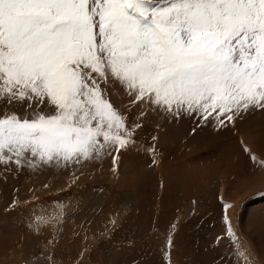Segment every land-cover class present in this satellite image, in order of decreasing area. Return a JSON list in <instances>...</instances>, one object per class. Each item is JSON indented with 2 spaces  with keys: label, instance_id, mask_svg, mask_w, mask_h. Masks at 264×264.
Segmentation results:
<instances>
[{
  "label": "snow or ice",
  "instance_id": "1",
  "mask_svg": "<svg viewBox=\"0 0 264 264\" xmlns=\"http://www.w3.org/2000/svg\"><path fill=\"white\" fill-rule=\"evenodd\" d=\"M112 80L132 103L220 126L264 109V0H0V164L111 156L115 172L140 125L110 101Z\"/></svg>",
  "mask_w": 264,
  "mask_h": 264
},
{
  "label": "rangeland",
  "instance_id": "2",
  "mask_svg": "<svg viewBox=\"0 0 264 264\" xmlns=\"http://www.w3.org/2000/svg\"><path fill=\"white\" fill-rule=\"evenodd\" d=\"M108 96L129 127L140 125L135 144L119 154L115 172L111 156L83 167L0 164V264H96L105 243L115 252L111 260H99L104 264H264V165L259 163L264 161V109L250 108L220 126L199 113L172 115L153 104L132 103L134 96L116 80ZM9 107L0 103V111ZM152 146L155 151H148ZM211 198L215 207L208 206ZM225 205L231 207L225 210ZM225 215L239 248L228 244L233 241ZM21 224L29 232L25 236L14 234L11 226ZM76 225L106 233L96 237L92 231L62 229ZM219 226L220 235L215 232ZM67 240L73 241L69 248L84 243L74 250L75 260L62 259ZM181 251L192 256L180 259Z\"/></svg>",
  "mask_w": 264,
  "mask_h": 264
},
{
  "label": "bare ground",
  "instance_id": "3",
  "mask_svg": "<svg viewBox=\"0 0 264 264\" xmlns=\"http://www.w3.org/2000/svg\"><path fill=\"white\" fill-rule=\"evenodd\" d=\"M215 131V130H214ZM158 136V135H157ZM163 137H165V136H163ZM158 138V137H157ZM161 143V142H160ZM165 144V143H164ZM132 150V149H131ZM134 157H135V155H134ZM132 160V159H131ZM130 160V161H131ZM136 161V160H135ZM132 164V163H131ZM131 166V165H130ZM134 167V166H133ZM121 168V167H120ZM135 168V167H134ZM129 169V168H128ZM141 170V169H140ZM127 171H129V170H127ZM139 172V171H138ZM133 173V172H132ZM136 173V172H135ZM134 173V174H135ZM200 175V174H199ZM90 178V177H89ZM85 179V178H84ZM88 179V178H87ZM125 179V178H124ZM34 182V181H33ZM92 183V182H91ZM190 184V183H189ZM1 185V184H0ZM120 185V184H119ZM191 185V184H190ZM28 187V186H27ZM24 189V188H23ZM42 190V189H41ZM220 191L222 190V189H219ZM168 191V190H167ZM166 191V192H167ZM186 192V193H185ZM210 192V191H209ZM183 194L185 195V196H188V190L187 189H185V191H183ZM211 195H209V196H212V193H210ZM24 196V195H23ZM215 196H216V194H215ZM25 197V196H24ZM220 197H221V194H220ZM212 199V198H211ZM213 201V199L212 200H210L209 201V203H211L210 205H208L207 204V202H205L209 207H215V204H214V202H212ZM222 201V200H221ZM224 201H226V200H223V203H224ZM220 203V202H219ZM220 208V207H219ZM149 209V208H148ZM164 209V208H163ZM150 210V209H149ZM79 212V211H78ZM147 213V212H146ZM159 214H161L160 212H158ZM158 214V215H159ZM167 214H169V213H167ZM85 215V214H84ZM102 215V214H101ZM162 215V214H161ZM164 215V214H163ZM96 216H98V215H96ZM103 216V215H102ZM101 216V217H102ZM139 216H141V215H139ZM170 216V215H169ZM78 217V216H77ZM81 217H83L82 215H81ZM100 217V218H101ZM161 217V216H160ZM164 217H166V215H164ZM79 218V217H78ZM99 218V217H98ZM153 218H155V216L153 217ZM167 218V217H166ZM165 218V219H166ZM73 219H75V217L73 218ZM84 219V218H83ZM140 219V218H139ZM157 219V218H156ZM165 219L163 220V221H161L160 220V223L161 224H163V222L165 223ZM170 219H171V217H170ZM158 220V219H157ZM96 221V220H95ZM101 221H103V220H101ZM77 222V221H76ZM188 222V221H187ZM80 223V222H79ZM185 223V222H184ZM147 224V223H146ZM154 224V223H153ZM149 225V224H148ZM187 225V224H186ZM159 226V225H158ZM166 226V225H165ZM154 227H155V224H154ZM153 227V228H154ZM157 227V226H156ZM183 227V226H182ZM160 228V227H159ZM69 229H70V227H69ZM157 229V228H156ZM124 230H125V228H124ZM150 231H151V229H150ZM217 231H219V232H217ZM42 232V231H41ZM216 234L218 233L219 235H220V233L222 232V229H221V227L219 226V227H217L216 228ZM67 233V232H66ZM73 234V233H72ZM117 234V233H116ZM115 234V235H116ZM187 235V234H186ZM223 235V234H222ZM76 236V235H75ZM182 236V235H181ZM23 237V236H22ZM185 237V235H183V238ZM39 238V237H38ZM28 239V238H27ZM189 240V239H187L186 237L183 239L184 241H186V240ZM229 239V238H228ZM29 240H32V239H29ZM117 240V239H116ZM225 241H227V240H225ZM240 241V240H239ZM72 242L73 241H64V246L62 247V249H63V254H62V259H65V261H66V259L68 260H71V259H74V258H76V256H75V254H74V250H76L77 249V247L78 248H80V250L82 249V247H83V244L81 243V244H79L78 242H76V244H75V248H69L70 246H72ZM188 242V241H187ZM43 243V242H42ZM58 243V242H57ZM93 243H95V242H93ZM63 244V243H62ZM61 244V245H62ZM65 244L67 245V247H65ZM228 244H230V245H234V242H231V241H229V243ZM58 245H59V243H58ZM236 245V244H235ZM73 247H74V243H73ZM88 247V246H87ZM29 248H31V245H30V247ZM50 248V247H49ZM58 248V247H57ZM85 249H84V251H83V253H85V251L87 250L86 249V247H84ZM89 248V247H88ZM54 249H55V247H54ZM53 249V250H54ZM250 249V248H249ZM17 250V249H16ZM25 250H27V247H25ZM58 250V249H57ZM60 250V249H59ZM78 250V249H77ZM239 250V249H238ZM56 251V250H55ZM54 251V252H55ZM156 251V250H155ZM166 251V250H165ZM173 251V250H172ZM220 251V250H219ZM60 252V251H59ZM82 252V251H81ZM249 252V251H248ZM16 253V252H15ZM49 253V252H48ZM112 253V252H111ZM175 253V255H176V252H174ZM181 253V255L180 256H178V257H180V259L181 258H183L184 256H186L187 255V253H189L188 254V256L190 255V256H192L191 254H190V251H181L180 252ZM252 253V252H251ZM250 253V254H251ZM26 254V253H25ZM86 254V253H85ZM173 254V253H172ZM56 255V254H55ZM174 255V254H173ZM178 255V254H177ZM103 256V255H102ZM187 256V257H188ZM84 256H82V257H80V258H83ZM98 257V256H97ZM91 259V258H90ZM187 259V261H188V258H186ZM185 258H184V260H186ZM75 260V259H74ZM101 260H104L103 258L101 259ZM173 260V259H172ZM77 261V260H76ZM93 261V260H92ZM114 261V260H113ZM106 261H95V263L96 264H104ZM182 261L180 260V261H177V264H180ZM174 264H175V262H174ZM235 264V263H234Z\"/></svg>",
  "mask_w": 264,
  "mask_h": 264
},
{
  "label": "crops",
  "instance_id": "4",
  "mask_svg": "<svg viewBox=\"0 0 264 264\" xmlns=\"http://www.w3.org/2000/svg\"><path fill=\"white\" fill-rule=\"evenodd\" d=\"M3 167L1 166V169H2ZM24 169V168H23ZM28 169H29V165H28ZM20 172V170L19 171H17V172H13L12 174H17V173H19ZM0 174H1V177H3V173H1L0 172ZM22 200H24V198H22ZM25 201V200H24ZM27 201H29L28 199H27ZM24 216V215H23ZM23 216H21V217H23ZM12 227H13V229H14V234H16V233H21L22 232V235H24V232H26V231H23V228H25V227H23V225L21 224V226L20 225H11ZM69 227H70V229H69ZM62 229L64 230V232H67V233H72V232H74V233H80V232H82V231H85V232H91L92 234H93V236H96L97 237V235H101V234H104V233H106L105 231V229H102V231H101V228L99 227V228H97L96 227V230L94 229V231L93 230H90V228H88V227H85V228H83V227H78L77 225H76V227L75 228H72L71 226H68V227H62ZM19 230V231H18ZM27 234L29 233V232H26ZM114 234H115V232H114ZM2 236H3V234H2ZM25 236V235H24ZM5 239V238H4ZM113 242H115V238H114V235H113V240H112ZM121 241V240H120ZM17 243H19L20 244V242H17ZM98 243H101V241L100 242H98ZM82 244H84V243H82ZM21 246V245H20ZM91 246V245H90ZM103 247H106V248H103ZM111 247V248H110ZM107 249H110L111 251H110V253L111 252H115L113 249L114 248H112V246L110 245L109 246V243H105L104 244V246H102L101 247V250H102V252H103V256H101V258H99V260L100 259H102V258H109L110 260H111V257L113 256V254L111 253L110 254V256L108 255V254H105L107 251H109V250H107ZM99 260H97V261H99Z\"/></svg>",
  "mask_w": 264,
  "mask_h": 264
}]
</instances>
